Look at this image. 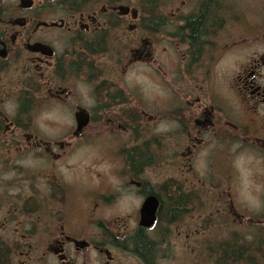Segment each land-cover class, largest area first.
I'll return each instance as SVG.
<instances>
[{
	"label": "flooded vegetation",
	"instance_id": "af4514ba",
	"mask_svg": "<svg viewBox=\"0 0 264 264\" xmlns=\"http://www.w3.org/2000/svg\"><path fill=\"white\" fill-rule=\"evenodd\" d=\"M248 1L0 0L3 264H159L162 215L208 203L203 225L233 229L209 264H264V212L235 198L242 171L264 206V0ZM178 227L189 247L199 232Z\"/></svg>",
	"mask_w": 264,
	"mask_h": 264
},
{
	"label": "rangeland",
	"instance_id": "374dc122",
	"mask_svg": "<svg viewBox=\"0 0 264 264\" xmlns=\"http://www.w3.org/2000/svg\"><path fill=\"white\" fill-rule=\"evenodd\" d=\"M246 3L250 4L248 0H244ZM243 3V0H241ZM252 5V4H251ZM143 88H144V98L147 101H151L153 98H160L161 101H164L167 97V94L163 91H160L157 87H155V83L153 82L152 78L148 75H144L143 78ZM168 126V124L166 125ZM161 126L159 129L164 130L168 127ZM81 151H88L89 153L93 151H99L98 148L91 149V150H81ZM80 151V152H81ZM79 152V154H81ZM87 157L90 155L78 156V159L75 160L76 165L74 168L76 171H80L84 168L83 164L87 162ZM239 177L241 178L240 187L238 188L237 193L235 194V198L237 200V206L241 210H246V213H251L254 216L258 217V215L263 214L264 206L262 201L259 198V189L255 188L251 185V181L246 173L240 171ZM125 201V200H124ZM123 202V201H122ZM122 205L115 206V210H121L123 207L125 209L130 208V204L123 202ZM121 206H123L121 208ZM213 205L209 203L206 206H198L192 210V216L190 219H182L180 223H176V225L169 229V225L165 222L164 215H162L159 224L156 226L154 231H156V235L159 237L160 241H168L169 237L171 239V249L168 250V254L165 256L164 260H160L159 264H209L212 259V255H215L216 249L220 243L229 242L232 239L231 233H233L232 225L225 224V228L227 234L224 233L225 229H223L219 224L215 221H212L208 225H203L204 220L200 221L198 215L204 217L205 215L210 216L215 214V208H212ZM200 213V214H199ZM191 224L192 231H198L199 234H194L191 237L189 242V247H187L186 241L183 239V234L181 239H178L176 226L178 225V232L184 231L185 224ZM204 227V228H203ZM157 238V237H156ZM158 239V238H157ZM250 241V240H249ZM248 247H251L249 242H246ZM186 246V247H185ZM165 249V248H164ZM253 260H256V263H259L258 259L252 256ZM214 260L212 261V263ZM130 264V263H129ZM133 264V263H132Z\"/></svg>",
	"mask_w": 264,
	"mask_h": 264
},
{
	"label": "water",
	"instance_id": "95a60500",
	"mask_svg": "<svg viewBox=\"0 0 264 264\" xmlns=\"http://www.w3.org/2000/svg\"><path fill=\"white\" fill-rule=\"evenodd\" d=\"M156 210L157 201L154 198L146 200L141 210L140 226L144 228L151 227L155 221Z\"/></svg>",
	"mask_w": 264,
	"mask_h": 264
},
{
	"label": "trees",
	"instance_id": "16d2710c",
	"mask_svg": "<svg viewBox=\"0 0 264 264\" xmlns=\"http://www.w3.org/2000/svg\"><path fill=\"white\" fill-rule=\"evenodd\" d=\"M178 210L179 209L177 207L176 208V211H178ZM242 250H244L243 247L240 248V254L242 253ZM5 253H6V251L4 250V248L2 247V245L0 244V264H3L4 263V262H2V260H3V257L5 255ZM215 264H218V263L216 262Z\"/></svg>",
	"mask_w": 264,
	"mask_h": 264
}]
</instances>
